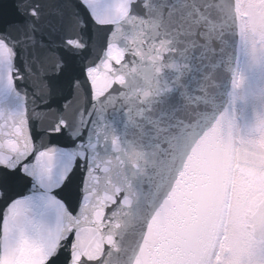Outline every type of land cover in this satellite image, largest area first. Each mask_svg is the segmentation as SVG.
Returning <instances> with one entry per match:
<instances>
[{"label":"snow or ice","instance_id":"6c2138e0","mask_svg":"<svg viewBox=\"0 0 264 264\" xmlns=\"http://www.w3.org/2000/svg\"><path fill=\"white\" fill-rule=\"evenodd\" d=\"M0 264H264V0H0Z\"/></svg>","mask_w":264,"mask_h":264},{"label":"water","instance_id":"95a60500","mask_svg":"<svg viewBox=\"0 0 264 264\" xmlns=\"http://www.w3.org/2000/svg\"><path fill=\"white\" fill-rule=\"evenodd\" d=\"M5 2H7V0H5Z\"/></svg>","mask_w":264,"mask_h":264}]
</instances>
